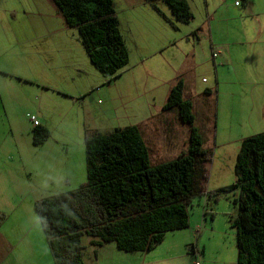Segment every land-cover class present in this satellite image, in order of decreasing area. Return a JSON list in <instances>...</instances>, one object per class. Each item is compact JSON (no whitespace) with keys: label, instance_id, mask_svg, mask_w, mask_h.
Instances as JSON below:
<instances>
[{"label":"rangeland","instance_id":"1","mask_svg":"<svg viewBox=\"0 0 264 264\" xmlns=\"http://www.w3.org/2000/svg\"><path fill=\"white\" fill-rule=\"evenodd\" d=\"M186 1L193 14L189 24L177 22L170 7L161 0L157 5L169 21L143 0H114L130 60L117 77L111 78L93 67L77 29L66 26L64 20L56 16L50 2L12 1L29 13L20 16L24 24L33 18L37 20L36 10L31 7L36 3L46 12L48 23L61 25L62 31L57 33L60 38H57L62 39V45L68 41L67 52L72 57H65L63 47L57 59L48 61L45 66L49 76L58 74V80L70 95H59L51 90L36 95L30 93V86L15 79L8 81L14 89H3L0 214L5 215V220L23 221L30 227L38 224L42 228L35 202L70 192L87 181L86 130L109 134L116 128L138 126L154 151L153 159L159 161L157 163L177 158L176 152H169L168 141L186 137L189 127L179 120L176 110L164 113L173 125V132L161 125L160 131L154 133L151 127L145 126L152 120L151 116L157 117L162 112L171 88L181 79L185 85L184 96L193 103L194 126L202 136L204 148L212 154L207 189L212 192V188L233 182L234 164L231 162L235 154L230 153L234 142L248 135L246 125L257 122L260 116L257 111L264 105V59L256 66L248 61L255 51L264 53L263 35L258 33L264 31V0ZM250 1L253 10L249 8ZM22 33L25 38L26 32ZM44 34L43 30L31 31L29 38L35 37L33 46H37L39 36L48 40L49 33L47 37H43ZM26 44L32 51L33 46ZM238 54L242 61L235 59L234 55ZM46 59L53 60L50 55ZM28 99L29 103H20ZM37 111L51 131V139L39 148L32 144L33 124L28 118V114L34 115ZM254 130L261 133L264 125ZM223 143H229L227 156L221 153ZM52 153L58 157L56 160ZM203 199H195L189 212L202 208ZM213 202L210 199L209 205ZM204 231L201 227L192 230V244L183 251H190L199 242L200 249L201 245H206V254H201L202 263L206 259L205 264H236L237 249L231 233L227 239L218 234L200 237ZM183 236L188 237V234L184 232ZM170 240L174 238L170 236L167 241ZM90 241V237L81 238L84 264H194V258L187 253L183 256L184 253L171 252V256L178 257L169 263L162 261L165 258L162 255L168 249L173 250L163 249L165 244L161 245L162 249L151 252H125L114 242L94 246Z\"/></svg>","mask_w":264,"mask_h":264},{"label":"trees","instance_id":"2","mask_svg":"<svg viewBox=\"0 0 264 264\" xmlns=\"http://www.w3.org/2000/svg\"><path fill=\"white\" fill-rule=\"evenodd\" d=\"M143 1L169 21L157 5L159 0ZM161 1L177 22L190 23L193 14L186 0ZM53 2L67 26L77 29L93 67L105 77H117L130 58L114 0ZM184 93L181 79L163 106L164 112L176 110L189 127V147L173 160L157 163L138 126L116 128L109 134L86 130L87 181L35 202L55 264H84L83 236L90 237L94 246L114 242L125 252H151L168 233L189 227L195 199L206 196L207 204L210 199L216 204L229 193H237L236 215L230 217L236 229V264H264V132L241 141L235 181L211 192L207 181L212 154L203 146L194 126L193 103ZM49 137V129L38 125L33 145L40 146ZM4 220L0 214V226Z\"/></svg>","mask_w":264,"mask_h":264},{"label":"crops","instance_id":"3","mask_svg":"<svg viewBox=\"0 0 264 264\" xmlns=\"http://www.w3.org/2000/svg\"><path fill=\"white\" fill-rule=\"evenodd\" d=\"M12 1L13 0H0V104L3 106V108L5 107L2 92L4 88L8 90L10 88L14 89L13 85L8 84V81H11L13 79H15L19 83H24L26 86H30L31 88L29 89L30 93L34 92L36 95L38 94L40 95L42 91L45 92L49 90L54 91L59 95L65 96V93L67 95H70L68 94L69 90L65 88L63 83L58 80V74L52 77L49 76V73L47 72L45 67L48 65L47 64L48 61H54L57 59V54L58 52L62 51L63 47H65V57L67 58L72 57L70 53L67 52L68 41H66L62 45V39L61 40L58 39L60 38V36H58L57 33L62 31L61 25L57 27L53 23L51 24L48 23V20L45 19L47 15L46 12L42 11L40 9V6L37 5L36 3H33L31 7H33L32 9L36 10L37 20L34 21L33 18L30 21L28 20L29 21L28 23L24 24V19H20V16L23 15L25 17L29 13H25L24 10L20 9L22 7L20 4L18 3L13 4ZM46 1L47 3L50 2L51 6L54 8L56 16L64 20L61 11L58 9V7L53 2V0H46ZM249 3H250L249 8L253 10V3L251 1ZM238 7H240V5H238ZM48 24H50L49 28H48ZM65 25L67 26L66 23ZM36 30L37 31L43 30L45 32L43 37L45 36L47 37L48 33L49 36H48V40H43L39 36L37 46H33L35 37L33 40H31L29 36L31 31L35 33ZM22 32H26L25 38L24 36L22 37V35H24V33ZM258 33L259 36L263 35L262 46L264 48V31L259 30ZM26 42L30 43V45L33 46L32 51H30ZM261 52L262 51H258V50L255 51L253 56L249 57L248 61L251 62L254 66H256L257 62L259 63L264 59V53ZM48 55L52 56L53 60L46 59ZM234 56L235 59L238 61L239 60L242 61L243 59L239 54ZM231 62H233V59H231ZM239 63L238 65H240ZM41 79L46 80V83L43 82V80ZM20 103L21 104L29 103V99L27 101H20ZM161 109L162 112L157 117L151 116L152 120L147 123V126H145V128L151 127L150 131L156 133L160 131V128L162 126H165L169 132H173V128H172L173 125L168 120L167 114L166 115L164 114V113H169L171 111L164 112L163 106ZM249 112L251 113L252 109H250ZM257 112L260 113L257 122L246 125L247 129H249V131L247 132L248 135L245 136L244 138H239L234 142V146H233L234 149L231 151L232 153H230V154L233 153L235 154V158L232 157L233 158L231 162L232 165L233 164L235 165L234 160L236 161V155L239 150L241 141L252 135L259 134V132H256L254 129H256L258 126L264 125V105L262 107V110ZM31 116H35L36 120L39 122V126H44L47 129H49L48 125H45L43 123V121L45 120H43V117L40 116L39 111H37L36 114ZM162 116L165 117H164V121H162L160 124V119L162 118ZM28 118H29V114H28ZM35 127L36 126L33 124L30 132L32 138H33V130L35 129ZM50 139H51V131H50L49 139L44 144L40 146H34V145L33 146L38 148L42 146L44 147V145L47 144ZM32 144H33V139H32ZM168 144L171 145L169 150L171 154L174 152H176L177 155L182 154L189 147V130H188V135L186 137H183L181 140H176V141L169 140ZM228 145L229 143L222 144L223 150L221 153H224L225 156H227L229 152L228 149L226 148ZM180 147H182V149H180ZM52 155L54 156L55 160L58 158L55 153H52ZM233 172H234V166H233ZM235 179L236 178L234 174L233 182L235 181ZM222 187L224 186H220L214 189L212 188V191L218 190ZM236 197H237V193L231 195H223L218 200L216 205H213L214 203L209 205L207 204V197L204 196L202 208H194L192 211H190L189 227L184 230L175 231L173 233L171 232V234L168 233L169 235L168 234L166 235L164 241L162 242V244H165V247H163V249L173 248V250L168 249L167 253H164L162 255L165 257L162 261L169 263L170 260H173L175 257H178V256H171L170 255L171 252L173 253L176 252L178 255L180 253H184L183 256H185V253L191 255L189 251L184 252L183 249L189 247L192 244V240H190L193 237L191 231L199 227H201L202 230H205L200 235V237H202V235H205V238L207 237L210 238L213 237L214 234H218L220 238L227 239L231 233V236L232 238H234L236 243V229H234L231 226V222H230V217L236 215V206L233 204L232 201ZM200 203L201 201H198V204ZM229 228L231 229V231H229ZM184 232L188 234V237L183 236ZM170 236H172L174 240H170L168 242L167 240ZM162 244H160L156 249L158 248L162 249L161 246ZM193 247H195L194 250H196V252L198 253L197 257L191 255L192 258H194V262L195 259L197 258L199 259L201 264L207 263L206 259H204L203 263L201 260L202 259L201 254L203 255L206 254V245H201V249H200L198 242L197 245ZM0 264H55L53 255L50 251L43 229L40 228L38 224L34 225L33 227H30L25 225L23 221L20 222L12 221L10 223V218L4 220L2 225L0 226Z\"/></svg>","mask_w":264,"mask_h":264},{"label":"built area","instance_id":"4","mask_svg":"<svg viewBox=\"0 0 264 264\" xmlns=\"http://www.w3.org/2000/svg\"><path fill=\"white\" fill-rule=\"evenodd\" d=\"M236 5H239V3L236 2ZM29 118L35 126L39 125V122L36 120L35 116L29 115ZM190 251L194 254L195 257H197L198 253L196 252V250H194V248L190 249ZM194 264H200L199 259L196 258Z\"/></svg>","mask_w":264,"mask_h":264}]
</instances>
